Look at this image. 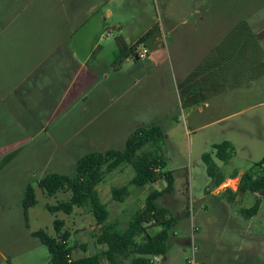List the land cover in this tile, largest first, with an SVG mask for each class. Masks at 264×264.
Instances as JSON below:
<instances>
[{"label":"rangeland","instance_id":"1","mask_svg":"<svg viewBox=\"0 0 264 264\" xmlns=\"http://www.w3.org/2000/svg\"><path fill=\"white\" fill-rule=\"evenodd\" d=\"M105 1L0 0V264H47V248L31 231L54 235L56 219L59 232L68 231V246L86 243L81 255L104 247L96 243L99 227L88 205L50 211L46 205L69 199L70 191L49 195L37 181L49 171L72 174L81 155L120 149L137 127L150 124L165 132L161 170L173 175L172 192L156 203L172 214L188 211L169 230L166 258L153 264H264V192L230 199L222 184L214 187L203 160L208 153L224 180L233 170L264 172V161L254 166L264 156V117L262 134L237 129L246 115L225 117L224 89L211 92L217 80L205 70L230 65L214 54L238 21L253 33L264 25V0H118L109 3L111 14ZM130 47L145 55L121 56ZM222 141L233 147L227 162L215 156L213 144ZM133 173L124 162L96 186L107 222L122 229L147 193L166 183H129ZM27 184L36 202L24 219ZM122 184L129 194L112 199L110 187ZM256 196L258 211L245 217L241 208Z\"/></svg>","mask_w":264,"mask_h":264},{"label":"trees","instance_id":"2","mask_svg":"<svg viewBox=\"0 0 264 264\" xmlns=\"http://www.w3.org/2000/svg\"><path fill=\"white\" fill-rule=\"evenodd\" d=\"M221 45L223 47L216 50L214 55L218 58L227 57L230 65L222 71L217 70L213 64L205 68V70L209 69V72L212 70L211 78L217 80L211 83V92L223 90L226 84L235 86L242 81H249L264 72L263 50L247 22L238 21L231 27ZM130 52L135 54L134 49L130 47L128 52H121V56H126ZM250 56H252L251 60ZM242 57H246L248 63H244ZM233 61L243 63L233 65ZM191 75L190 73L187 76L186 81L190 80ZM239 79L242 81L238 82ZM164 137L165 132L159 124L140 126L125 139L122 148L91 151L78 157L72 174L49 171L38 179V186L49 195L59 190L70 191L69 199L52 205L47 204L48 210L70 213L74 206H89L99 227L96 242L104 246L95 253L73 257L71 249L74 246L70 247L67 243L68 231L59 232L61 221L56 219L54 235L48 234L43 229L31 231V235L47 248L49 255L47 264H100L102 259L108 260L110 264H118L117 258L126 256L130 252L135 255L130 259L129 264H152L153 261L149 258L152 255H158L162 260L166 258L169 230L175 226L180 215H186L188 211L186 209L172 214L166 206L156 203L159 196L173 190L172 172L161 170L163 161L160 151ZM213 147L215 156L224 162H227L233 153L229 141L215 143ZM8 159L9 155L4 156L1 161ZM203 160L207 164V175L213 178L214 187L218 186L225 176L217 171V165L208 153L203 155ZM263 161L264 156L254 163V166L261 165ZM124 162L130 164L134 170L129 183L144 185L160 179H164L166 183L163 187L147 193L143 207L132 213L127 225L122 229L117 221L107 222L109 211L105 202L101 201L96 186L103 179L104 173L112 171ZM251 169L240 174L235 190L225 188V191L229 192L230 199L240 191L264 192V172L253 174ZM231 175L235 176V172ZM128 194L127 184L110 187V195L114 200L123 201ZM35 202L33 188L27 184L21 198L24 219L27 218L28 208ZM260 202V197L256 196L251 206L241 208L242 215L245 217L254 215L258 211ZM153 226H159V229L151 233L149 230ZM136 236H140L141 240L136 241Z\"/></svg>","mask_w":264,"mask_h":264},{"label":"crops","instance_id":"3","mask_svg":"<svg viewBox=\"0 0 264 264\" xmlns=\"http://www.w3.org/2000/svg\"><path fill=\"white\" fill-rule=\"evenodd\" d=\"M118 2V0H106L103 3V6L106 8L107 12L111 14V10L108 9L109 3ZM106 4V6H105ZM258 39L261 40V43H264V25H260L259 29L254 32ZM261 48L264 54V44H261ZM34 78V73L31 72L26 76V79L30 80ZM240 86V85H239ZM223 105L226 111L225 117L233 118L235 115L241 114L246 115V121L241 120L240 125L237 126V129H240L243 133L249 135H259L262 134L258 132V128L261 124L260 115L264 117V72L256 76L254 79H251L244 84H241L240 87H234L230 84H226L223 90ZM256 110V114H249L250 111ZM264 123V119L262 121ZM264 128V124L262 129ZM259 134H257V133ZM264 132V131H263ZM235 172V176L241 174L242 170L237 172L233 170L231 174ZM228 178V177H227ZM99 244L98 242H96ZM102 245V244H99ZM74 248L78 250L76 255L71 249V255L73 257L83 256L86 248L85 242H76ZM103 247H100L97 251L101 250ZM96 251V252H97ZM95 253V252H94ZM92 254V253H91ZM134 253H128L126 256H119L118 264H129L130 259L134 256ZM160 259V258H159ZM154 262V261H153ZM152 262V264H153ZM100 264H110L108 260L102 259Z\"/></svg>","mask_w":264,"mask_h":264},{"label":"built area","instance_id":"4","mask_svg":"<svg viewBox=\"0 0 264 264\" xmlns=\"http://www.w3.org/2000/svg\"><path fill=\"white\" fill-rule=\"evenodd\" d=\"M144 55H145L144 51H139L138 56H144ZM239 177H240V175H238V176H230V177L226 178L225 180H223L220 184L223 185L222 187H224V189L228 188V189H231V190H235L237 188ZM149 258H150L151 261H154V260H158L159 256L158 255H152V256H149ZM188 261L192 262L193 260L188 259Z\"/></svg>","mask_w":264,"mask_h":264},{"label":"water","instance_id":"5","mask_svg":"<svg viewBox=\"0 0 264 264\" xmlns=\"http://www.w3.org/2000/svg\"><path fill=\"white\" fill-rule=\"evenodd\" d=\"M136 58H138V55H135Z\"/></svg>","mask_w":264,"mask_h":264}]
</instances>
